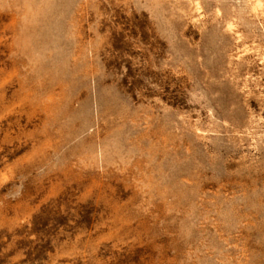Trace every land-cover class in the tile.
<instances>
[{
  "label": "rangeland",
  "instance_id": "1",
  "mask_svg": "<svg viewBox=\"0 0 264 264\" xmlns=\"http://www.w3.org/2000/svg\"><path fill=\"white\" fill-rule=\"evenodd\" d=\"M0 264H264V0H0Z\"/></svg>",
  "mask_w": 264,
  "mask_h": 264
}]
</instances>
